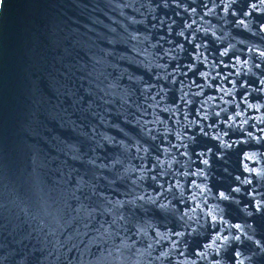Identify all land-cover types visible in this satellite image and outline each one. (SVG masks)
<instances>
[{
  "label": "water",
  "instance_id": "water-1",
  "mask_svg": "<svg viewBox=\"0 0 264 264\" xmlns=\"http://www.w3.org/2000/svg\"><path fill=\"white\" fill-rule=\"evenodd\" d=\"M0 264H264V0H4Z\"/></svg>",
  "mask_w": 264,
  "mask_h": 264
},
{
  "label": "snow or ice",
  "instance_id": "snow-or-ice-1",
  "mask_svg": "<svg viewBox=\"0 0 264 264\" xmlns=\"http://www.w3.org/2000/svg\"><path fill=\"white\" fill-rule=\"evenodd\" d=\"M3 4H4V0H0V9L3 8ZM149 131H150V130H149ZM141 199H142V197H141Z\"/></svg>",
  "mask_w": 264,
  "mask_h": 264
}]
</instances>
